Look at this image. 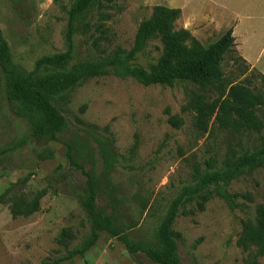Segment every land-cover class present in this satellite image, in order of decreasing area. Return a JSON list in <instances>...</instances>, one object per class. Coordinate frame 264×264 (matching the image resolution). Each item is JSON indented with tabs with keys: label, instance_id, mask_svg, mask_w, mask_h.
<instances>
[{
	"label": "rangeland",
	"instance_id": "374dc122",
	"mask_svg": "<svg viewBox=\"0 0 264 264\" xmlns=\"http://www.w3.org/2000/svg\"><path fill=\"white\" fill-rule=\"evenodd\" d=\"M72 1L0 0V30L15 64L31 70L39 57L67 49ZM158 4L179 8L175 29H188L204 46L232 27L234 45L220 63V84L144 85L111 73L93 76L53 97L66 127L56 140H37L28 122L12 111L0 68V264H50L60 257L58 264H157L141 251L130 252L106 231L84 253L64 258L68 252L58 243L63 229L72 233L69 249L90 235L91 218L82 204L85 173H95L97 206L112 214L131 240L148 243L156 240L181 187L193 181L195 168L202 171L211 155L219 166L229 151L259 145L261 132L221 127L214 116L206 129L197 127L189 102L197 95L213 99L232 84H245L264 98L259 78L264 74V0H114L75 22L71 64L101 61L117 48L129 49L138 24ZM160 52V42L153 39L138 62L154 63ZM170 115L182 119L179 127L169 123ZM98 138L110 146L114 160L109 168ZM225 188L247 196L233 198L230 206L213 192L203 210L195 209L194 199L179 208L172 228L179 233L182 264H253L237 239L256 205L264 206V168L243 173ZM37 191H43L39 210L12 217L8 195L22 193L29 199ZM189 208L195 212H181ZM255 259L264 264V254Z\"/></svg>",
	"mask_w": 264,
	"mask_h": 264
},
{
	"label": "trees",
	"instance_id": "16d2710c",
	"mask_svg": "<svg viewBox=\"0 0 264 264\" xmlns=\"http://www.w3.org/2000/svg\"><path fill=\"white\" fill-rule=\"evenodd\" d=\"M113 1L73 0L68 10L67 49L39 57L31 70H25L13 62L9 45L0 30V68L4 74L5 96L12 111L28 122L33 138L57 139V134L66 127V117L53 102V97L93 76L111 73L120 77H132L144 85L171 86L178 81H189L199 85L220 84L223 76L220 63L224 54L234 45L232 27L217 40L204 46L188 29H175L174 23L180 15L179 8L160 4L153 6L150 16L138 24L129 49L117 48L111 56L101 61H80L71 64L75 22H82L95 9L100 11L105 4ZM96 28L102 32L101 24L96 25ZM153 39L160 42L161 52L154 63L145 66L138 62V56ZM259 78L264 87V74L260 73ZM189 106L195 114L194 124L197 127L206 129L209 120L214 116V120L221 127H245L261 132L259 145L241 153L229 151L219 166H216V160L211 155L206 159L202 171L195 168L192 173L193 181L181 187L160 222L156 240L148 243L131 240L127 233L116 225L113 215L97 206V179L95 173L86 172L87 196L82 200V204L91 218L90 235L83 245L69 249L72 233L67 228L63 229L58 243L68 252L64 258L84 253L95 243L99 232L106 231L124 243L130 252L141 251L157 264H182L178 254L179 233L172 228L179 208L185 202L194 199L195 209L203 210L213 192L230 206L234 203L233 198L239 195L247 196L239 193L230 194L225 187L243 173L264 168L262 94L245 84H232L227 92L221 88L218 96L213 99H205L199 95L193 97ZM168 121L174 127H179L182 123V119L177 115H170ZM97 141L105 166L109 168L114 160L110 146L103 138H98ZM68 156L71 162L75 163L71 155ZM8 192L9 189L3 196ZM42 196L43 191H37L29 199L22 193L8 195L12 217L29 216L38 211ZM195 209H184L181 212L192 214ZM237 244L247 250L252 256V263L257 264L255 258L264 254L262 204L256 205L252 219L243 221ZM62 259L61 257L53 259L50 264H58Z\"/></svg>",
	"mask_w": 264,
	"mask_h": 264
},
{
	"label": "crops",
	"instance_id": "0c3cea01",
	"mask_svg": "<svg viewBox=\"0 0 264 264\" xmlns=\"http://www.w3.org/2000/svg\"><path fill=\"white\" fill-rule=\"evenodd\" d=\"M233 32H234V30H233ZM234 36V35H233Z\"/></svg>",
	"mask_w": 264,
	"mask_h": 264
}]
</instances>
